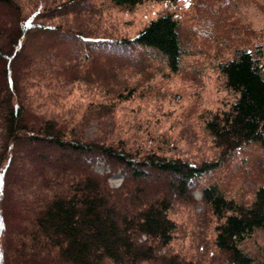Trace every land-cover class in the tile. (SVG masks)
I'll return each instance as SVG.
<instances>
[{
	"label": "trees",
	"instance_id": "16d2710c",
	"mask_svg": "<svg viewBox=\"0 0 264 264\" xmlns=\"http://www.w3.org/2000/svg\"><path fill=\"white\" fill-rule=\"evenodd\" d=\"M86 1L36 0L28 14L21 1L0 0V264H264V241L256 240L264 236V179L248 200L208 180L237 150L264 147L263 45L236 47L217 65L234 98L204 120L216 159L183 158L151 132L129 140L101 125L90 136L87 115L112 123L119 105L142 95L140 75L158 70L156 62L180 71L190 49L173 12L114 38L89 30ZM109 1L132 10L149 0ZM66 15L75 22H55ZM39 85H93L105 98L81 121L60 120L38 110L46 105L33 100ZM195 190L210 232L196 238L191 257L172 243L176 206L193 204Z\"/></svg>",
	"mask_w": 264,
	"mask_h": 264
},
{
	"label": "rangeland",
	"instance_id": "374dc122",
	"mask_svg": "<svg viewBox=\"0 0 264 264\" xmlns=\"http://www.w3.org/2000/svg\"><path fill=\"white\" fill-rule=\"evenodd\" d=\"M19 1L28 14L36 4V0ZM211 2L149 0L129 10L114 6L109 0L86 1L93 6V12L81 17L95 24L88 25L89 30L114 38H131L152 18L173 12L182 20L183 37L190 49L180 71L172 72L156 62L158 70L145 74L146 77L140 75L144 78L138 87L142 95L119 105V109L112 114V123L87 115L86 128L90 136L99 135L102 127L112 132L113 136L129 140L143 139L149 136L147 132H151L168 139L172 152L188 160L203 161L218 157L220 149L206 131L204 120L211 112L227 107L234 95L227 89L217 65L232 57L236 47H264V0H216L213 12H207ZM205 3L210 4L206 6ZM74 20V17L66 15L55 22L71 25ZM99 92V88L93 85L70 87L69 91L63 92L59 88L39 85L31 91L35 102H46L38 110L60 120L67 115L75 121L85 118L88 106L105 98ZM105 168L103 163L97 166L100 171ZM263 174L264 147L256 144L237 150L230 161L210 175L208 180L218 181L229 195L248 200L262 183ZM121 180L120 174H114L110 179L113 186L119 185ZM201 195V191L195 190L194 203H178L174 212L179 230L172 248L191 257L198 254L196 238L203 236L207 239L210 232L208 218L203 214ZM256 240L263 242L264 236ZM254 244L252 242L248 246L252 249Z\"/></svg>",
	"mask_w": 264,
	"mask_h": 264
}]
</instances>
